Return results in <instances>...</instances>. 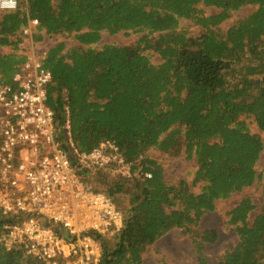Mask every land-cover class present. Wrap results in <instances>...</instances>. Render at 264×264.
Here are the masks:
<instances>
[{"label":"trees","instance_id":"1","mask_svg":"<svg viewBox=\"0 0 264 264\" xmlns=\"http://www.w3.org/2000/svg\"><path fill=\"white\" fill-rule=\"evenodd\" d=\"M246 6L254 10L224 30ZM32 19L35 45L56 41L43 60L56 138L79 178L123 217L114 236H95L97 264H142L145 250L173 229L191 238L194 264H264V186L250 223L249 199L228 211L237 242L213 262L203 250L217 231L200 227L217 201L264 174L256 170L264 156V0H18L14 11L0 12V84H12L27 62L22 28ZM102 32L141 36L130 46L98 47ZM70 37L71 48L63 42ZM105 141L116 145L128 175L110 176L114 167L93 170L80 160ZM150 150L194 159L191 186L168 184ZM8 222L0 215V235ZM0 264L41 263L0 242Z\"/></svg>","mask_w":264,"mask_h":264},{"label":"built area","instance_id":"2","mask_svg":"<svg viewBox=\"0 0 264 264\" xmlns=\"http://www.w3.org/2000/svg\"><path fill=\"white\" fill-rule=\"evenodd\" d=\"M15 7L0 0V12ZM36 20L22 28L27 62L12 84H0V242L21 248L41 264H97L99 242L122 227L123 217L105 193L83 182L56 138L54 113L47 105L52 76L44 56L52 38L35 45ZM80 160L92 169L128 171L116 145L102 142ZM146 178L150 176L145 174Z\"/></svg>","mask_w":264,"mask_h":264},{"label":"rangeland","instance_id":"3","mask_svg":"<svg viewBox=\"0 0 264 264\" xmlns=\"http://www.w3.org/2000/svg\"><path fill=\"white\" fill-rule=\"evenodd\" d=\"M206 14H212L215 10L213 8H203ZM254 10V6H246L233 12L228 20L221 24L225 30L231 26L235 20L243 18L248 13ZM180 27L186 28L189 33L196 34L198 28L193 26L189 21H180ZM140 34L119 32L114 35H109L102 32L101 40L97 44L98 47L103 45L116 46H130L139 40ZM59 40H62L61 38ZM25 48H30L27 40H24ZM67 47L71 48L75 44L70 37L63 41ZM48 44L55 45L56 41H48ZM151 61L156 63L158 61L157 55L152 53ZM250 129L253 133H258L254 124H250ZM150 159L155 160L163 169V179L168 184H177L180 180H185L189 186L193 174L196 170L195 160H188L183 153L177 156L170 154H162L158 151L150 150L148 153ZM257 173H261L264 167V156L261 155L256 164ZM114 167L110 170V176L128 175L127 171L119 167ZM97 170V169H93ZM202 183H198L191 187V191L198 193ZM263 186L264 174L261 179L256 181L252 186L244 188L242 191L232 194L228 199L217 201L213 212L206 213L200 222L201 229H209L217 231V239L212 244H206L203 250L204 255L208 261L213 262L215 258L221 257L226 251H229L237 242V237L233 228L227 224L226 214L229 210L234 208L242 199H249L254 206V209L249 213L248 222L259 213L261 204L263 202ZM142 264H194L195 256L193 252V244L189 236L183 235L179 230L173 229L166 235L157 240L152 246L148 247L142 254Z\"/></svg>","mask_w":264,"mask_h":264},{"label":"clouds","instance_id":"4","mask_svg":"<svg viewBox=\"0 0 264 264\" xmlns=\"http://www.w3.org/2000/svg\"><path fill=\"white\" fill-rule=\"evenodd\" d=\"M7 5L11 6V7H15V0H6Z\"/></svg>","mask_w":264,"mask_h":264},{"label":"crops","instance_id":"5","mask_svg":"<svg viewBox=\"0 0 264 264\" xmlns=\"http://www.w3.org/2000/svg\"><path fill=\"white\" fill-rule=\"evenodd\" d=\"M25 42H26V41H24V44H23L24 47H25ZM2 50H4V49L2 48L1 51H2Z\"/></svg>","mask_w":264,"mask_h":264}]
</instances>
